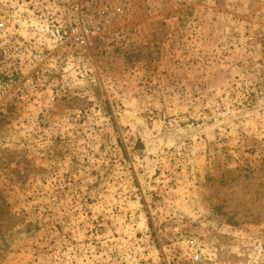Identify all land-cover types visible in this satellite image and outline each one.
<instances>
[{
	"label": "rangeland",
	"instance_id": "374dc122",
	"mask_svg": "<svg viewBox=\"0 0 264 264\" xmlns=\"http://www.w3.org/2000/svg\"><path fill=\"white\" fill-rule=\"evenodd\" d=\"M0 264H264V0H0Z\"/></svg>",
	"mask_w": 264,
	"mask_h": 264
},
{
	"label": "built area",
	"instance_id": "2783aa9c",
	"mask_svg": "<svg viewBox=\"0 0 264 264\" xmlns=\"http://www.w3.org/2000/svg\"><path fill=\"white\" fill-rule=\"evenodd\" d=\"M88 31L86 30L85 24L82 22H78L75 27H72V33L75 35L76 40L80 46L86 44V39H87V33ZM193 243V241H191ZM191 259L193 261H198L200 260L199 253L197 250H194L190 254Z\"/></svg>",
	"mask_w": 264,
	"mask_h": 264
}]
</instances>
